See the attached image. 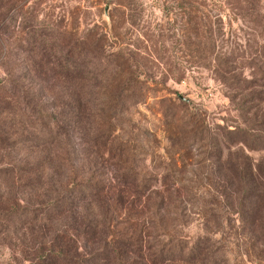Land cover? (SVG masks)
I'll list each match as a JSON object with an SVG mask.
<instances>
[{
  "label": "rangeland",
  "instance_id": "374dc122",
  "mask_svg": "<svg viewBox=\"0 0 264 264\" xmlns=\"http://www.w3.org/2000/svg\"><path fill=\"white\" fill-rule=\"evenodd\" d=\"M0 3V264H71L48 251L90 258L106 234L139 232L208 237L187 264H264V202L253 220L238 214L247 164L264 171V0ZM80 37L86 58H73L91 72L68 79L63 55ZM25 92L27 112L61 134L55 144L31 146L32 118L1 112ZM84 177L105 193L91 239L71 234L69 216H7Z\"/></svg>",
  "mask_w": 264,
  "mask_h": 264
},
{
  "label": "trees",
  "instance_id": "16d2710c",
  "mask_svg": "<svg viewBox=\"0 0 264 264\" xmlns=\"http://www.w3.org/2000/svg\"><path fill=\"white\" fill-rule=\"evenodd\" d=\"M3 7L5 5L0 3V9H3ZM85 43V37L78 38L69 51L63 55L65 63L62 72H65L64 76L68 79H73L74 74L82 71L85 76L87 72H91L88 69V63H78L73 58L74 56L81 59L86 58L84 57L86 52H82L81 49L77 51V48ZM0 86H4V83L1 82ZM25 94L27 93H23L21 97L8 95L10 98L7 102L9 109L1 112H7L22 120L32 118L31 125L34 129L40 131L38 136L31 135L28 139L25 138L31 146L55 144L61 134L53 128L54 126L43 125L41 116H34L27 112L28 110L23 107V104H27ZM53 120L56 124L59 123L56 117ZM55 122H51V124L54 125ZM242 175L245 179V185L239 197L238 214H240L242 221L248 218L253 220V213L258 210L257 203L264 202V171L259 167L253 169L252 165L247 164ZM122 176L123 180H127L126 182H136L138 180L133 171H128ZM71 182L64 185V191L61 195L44 203L42 205L43 209L26 207L18 209L14 207L6 212L7 216L10 217V220L20 224L32 223L35 225L40 224L39 226L69 216L71 234H76V237L82 240L91 239L101 231L106 219V212L103 204L100 203V199L105 198L103 195L105 193L100 191L96 183L85 177ZM64 234H61L62 238H65ZM207 238L206 236H199L194 241H185L186 239L170 236L164 241L155 243V241L145 240L141 232L131 237H117L111 233L110 235L106 234L103 245L91 252L90 258L88 256L87 258H80V260L76 259V256L80 255L79 253L75 254L76 251H73L70 255L61 252L53 254L52 250L48 252L52 254L50 256L54 260H64L71 264H92L97 259L110 261L113 264H181L183 262L187 264V261L197 257L202 258L205 255L206 249L210 246Z\"/></svg>",
  "mask_w": 264,
  "mask_h": 264
}]
</instances>
